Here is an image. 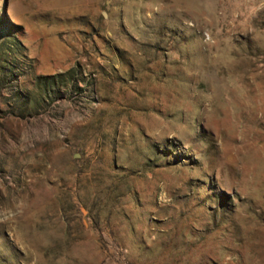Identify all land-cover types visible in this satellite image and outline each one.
I'll list each match as a JSON object with an SVG mask.
<instances>
[{
  "label": "rangeland",
  "instance_id": "1",
  "mask_svg": "<svg viewBox=\"0 0 264 264\" xmlns=\"http://www.w3.org/2000/svg\"><path fill=\"white\" fill-rule=\"evenodd\" d=\"M0 264H264V0H0Z\"/></svg>",
  "mask_w": 264,
  "mask_h": 264
}]
</instances>
